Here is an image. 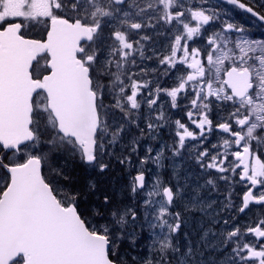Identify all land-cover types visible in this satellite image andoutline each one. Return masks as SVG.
Wrapping results in <instances>:
<instances>
[{"label":"snow or ice","instance_id":"1","mask_svg":"<svg viewBox=\"0 0 264 264\" xmlns=\"http://www.w3.org/2000/svg\"><path fill=\"white\" fill-rule=\"evenodd\" d=\"M224 2L264 22V14L241 0ZM209 4L0 0V264H204L191 242L185 250L177 243L185 235L175 210L180 185L146 180L143 165L151 159L160 166L163 147L154 157L148 147L131 177L127 190L142 202L105 192L84 206L98 184L89 180L81 190L72 182L77 164L99 179L111 173L113 161L133 167L131 156L117 149L127 145L137 153L141 139H156L165 126L162 93L171 108L178 98L190 99L186 116L199 129L173 122V156L181 155L186 139L200 141L196 163L220 173L219 180L238 177L245 189L238 205L228 193L222 210L244 214L250 205L264 206V40L234 38L246 29L222 20L214 7H204ZM217 21L219 30L211 27ZM158 26L175 33L167 54L156 57L166 66L162 75L175 77L170 88L159 80L152 85L145 79L149 69L138 64L151 59L144 42L152 38L148 30L160 33ZM36 29L41 34L31 36ZM198 39L204 46L193 44ZM214 105L227 110L215 124L227 135L204 148ZM206 185L217 187L211 178ZM192 206L206 211L212 204L186 205ZM230 219L215 220L225 226L212 233V248L224 255L219 264H264V218L243 227ZM145 239L151 243L141 255Z\"/></svg>","mask_w":264,"mask_h":264},{"label":"rangeland","instance_id":"2","mask_svg":"<svg viewBox=\"0 0 264 264\" xmlns=\"http://www.w3.org/2000/svg\"><path fill=\"white\" fill-rule=\"evenodd\" d=\"M249 1L264 10V0ZM188 3L190 5H196L199 3V0H188ZM209 6L214 7L220 13L222 20L234 23L246 29L245 33L234 34V38L236 36L244 35L249 39L264 40V29L259 28V24L252 18L246 16L244 13L237 11L233 7L217 0H210L209 5H204V7ZM192 23L194 24L195 22L193 21ZM220 26V21H217L211 27H213L215 30H219ZM158 27H160V33H156L155 30H148V33L160 37L161 44L164 42V44L168 47L170 45L171 37L175 35V33H166L164 26ZM193 44L195 46L202 47L204 46L205 41H203V39H198L194 41ZM181 96H183V94H181ZM177 104L178 106L176 108H171L172 117H167L165 115V126L158 129L156 139H141L139 141V150L137 153H133L131 148L127 145H125L123 149H117V151L122 150L125 154L131 156L132 164L134 165L133 167L129 168L127 165H119L113 161L112 171L104 179H99L97 176L91 175L86 171L87 182L89 180H93L97 184L100 181H103L104 183L107 182V193L112 195L114 198L122 199L127 203L142 202L143 197H138L134 200L127 190L131 181V177L134 176L137 170L140 168L138 163L139 159L148 154L146 152L148 147H152L153 149L151 153L152 157H154L157 151L163 147L164 157L160 162V166L153 163L151 159L147 164L143 165L148 185L151 186L157 177L162 179L166 184L176 185L178 183L180 185L182 201L177 202L175 210L180 211L182 214V218L184 220V223L182 224V231L185 235L182 236L177 243L182 250H185L191 242L193 247L202 251V255H200L198 259L202 260L204 264H219V262L224 259V255L222 253L216 252L212 248V244L217 243V240L215 236L212 235V233H219L225 226L222 223H215V220H219L221 216H230V224H239L243 227L244 225H247L255 220L264 218V206L252 208L249 212L243 215L238 213L234 208L230 209L228 212L222 210L228 193L232 194L233 203L238 205L241 202L245 189L243 187V183L238 181V177L231 181L219 180L217 177L221 175L220 173H216L213 170L206 171L196 163L195 156L200 150V141L186 139L185 149L182 150L181 155L173 156L172 147L174 142L178 139L175 136V132L177 130L175 124L173 123L175 120L178 119L182 123L187 124L190 130L197 133L199 132V129H197L195 125L191 124L186 116V112L191 107L190 99L178 98ZM161 106L165 114V112H167L168 105L167 103L162 102ZM213 107L214 108H212V111L209 113L210 118L213 120V132L206 134L208 135V140L203 143L202 146L204 148H208L209 145L213 143L218 145L222 144V138L227 135L219 132L215 128L216 122L227 116V110L223 107H216L215 105ZM153 122H155V118ZM202 139L203 138H201V140ZM130 140L131 138H129V143ZM211 151L215 152L216 149H211ZM65 158L66 157H62L61 159L63 160ZM229 159L231 160L233 158L229 157ZM237 171H239V169H237ZM224 175L228 174L225 173ZM209 178L215 180L217 185L215 189H212L210 186L206 185V180ZM98 194L99 192L93 196V198L92 196L88 195L87 198L82 202L83 205L91 206L97 204L99 202L97 200ZM209 203L212 204V207L207 208L206 211H200L195 206L186 207V205H207ZM216 212H219L220 216H216ZM208 226L210 229L205 231V228H208ZM209 230L211 231L209 232ZM205 232H209L207 241L202 240ZM143 235L146 237L148 235L147 231H145ZM150 243V239L143 240V244L139 250L141 255L148 254L147 246ZM207 252H209V255H207ZM204 255L205 257H203Z\"/></svg>","mask_w":264,"mask_h":264},{"label":"flooded vegetation","instance_id":"3","mask_svg":"<svg viewBox=\"0 0 264 264\" xmlns=\"http://www.w3.org/2000/svg\"><path fill=\"white\" fill-rule=\"evenodd\" d=\"M218 1V0H217ZM221 2V1H219ZM241 2L251 6L254 8L255 11L260 12L261 14H264V10L260 7H258L256 4H252L249 0H241ZM225 4V3H224ZM234 9H236L237 11H240L242 13H244L246 16L252 18L253 20H255V22H257L259 24V28L264 29V23H261L260 21H258L255 17H253L251 14L244 12L243 10L233 7ZM41 34V30L40 29H36L33 32L30 33L31 36H38ZM149 34V33H148ZM151 35V34H149ZM152 38L149 41H145V53L147 56L151 57V59H145L144 61L140 62L138 60V64H141L146 67L147 69H149L148 75L145 77V79L150 80L152 85H156L157 80H159V86L160 87H173L175 86L176 80L174 76H164L161 73V69L163 67L166 66H161L158 62V59L156 58L159 55H163V54H167L168 48L164 42H162L161 44V38L158 36H154L151 35ZM163 46V47H162ZM155 52V55L153 54ZM152 69H157V71L153 72L151 71ZM146 91V90H145ZM167 103L168 107H167V112H165V115L167 117H172V110L170 107V97L165 96L163 93L160 96V101H158V104L161 105V103ZM214 108V107H213ZM147 108H143L142 112L147 113ZM156 113H153V120L155 118ZM256 207H263V206H257V205H251L250 208L248 210H246V213L249 212L252 208H256ZM241 214V213H240ZM245 214V213H244ZM243 215V214H241ZM207 255H209V252H207ZM205 257V255L203 256Z\"/></svg>","mask_w":264,"mask_h":264},{"label":"trees","instance_id":"4","mask_svg":"<svg viewBox=\"0 0 264 264\" xmlns=\"http://www.w3.org/2000/svg\"><path fill=\"white\" fill-rule=\"evenodd\" d=\"M62 157H60L61 159ZM62 160V159H61ZM72 182L73 184L81 189V190H84L85 188V184L87 182V174H86V171L79 165H76L74 166V171L72 173ZM108 185V183H104L103 181H100L98 182V191L97 193L99 192L100 195H102L103 193L107 192L106 190V186ZM101 190V191H100ZM98 194V195H99ZM90 196H95V195H91L89 194ZM92 198H89V199H92Z\"/></svg>","mask_w":264,"mask_h":264},{"label":"water","instance_id":"5","mask_svg":"<svg viewBox=\"0 0 264 264\" xmlns=\"http://www.w3.org/2000/svg\"><path fill=\"white\" fill-rule=\"evenodd\" d=\"M219 1H222V2H224V0H219ZM233 6V5H232ZM234 7H237V6H234ZM243 10V9H242ZM244 11V10H243ZM246 12V11H245ZM248 13V12H247ZM262 23H264V22H262ZM251 206V205H250Z\"/></svg>","mask_w":264,"mask_h":264},{"label":"bare ground","instance_id":"6","mask_svg":"<svg viewBox=\"0 0 264 264\" xmlns=\"http://www.w3.org/2000/svg\"><path fill=\"white\" fill-rule=\"evenodd\" d=\"M210 226H211V225H210ZM212 227H213V226H212ZM208 229H210L209 226H208V228H205V231H208Z\"/></svg>","mask_w":264,"mask_h":264}]
</instances>
